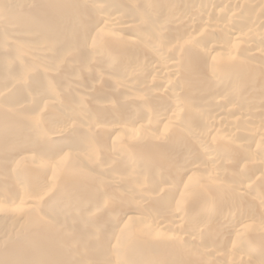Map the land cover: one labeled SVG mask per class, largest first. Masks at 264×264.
Masks as SVG:
<instances>
[{
	"label": "bare ground",
	"instance_id": "1",
	"mask_svg": "<svg viewBox=\"0 0 264 264\" xmlns=\"http://www.w3.org/2000/svg\"><path fill=\"white\" fill-rule=\"evenodd\" d=\"M0 264H264V0H0Z\"/></svg>",
	"mask_w": 264,
	"mask_h": 264
}]
</instances>
